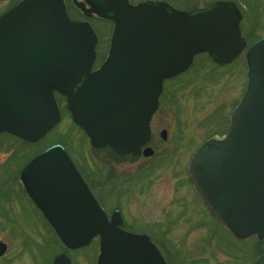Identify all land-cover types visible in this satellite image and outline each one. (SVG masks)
<instances>
[{
    "label": "water",
    "instance_id": "obj_1",
    "mask_svg": "<svg viewBox=\"0 0 264 264\" xmlns=\"http://www.w3.org/2000/svg\"><path fill=\"white\" fill-rule=\"evenodd\" d=\"M86 17L113 21L106 60L92 70L98 36L88 20L72 19L64 0H19L0 15V133L35 142L60 120L54 92L66 99L74 122L94 148L137 155L151 137L150 121L163 82L186 71L196 54L218 65L246 47L241 11L218 0L192 11L163 0H73ZM246 89L232 111L227 135L206 140L194 153L190 175L213 214L237 237L264 238V38L246 51ZM163 139L167 131L161 132ZM153 149L144 147L151 156ZM31 199L69 248L100 236L99 264L107 257L143 255L165 264L146 235L109 221L60 144L31 159L20 173ZM7 245L0 241V255ZM132 250V251H130ZM64 254L56 264L67 263ZM254 264H264V253Z\"/></svg>",
    "mask_w": 264,
    "mask_h": 264
},
{
    "label": "rangeland",
    "instance_id": "obj_2",
    "mask_svg": "<svg viewBox=\"0 0 264 264\" xmlns=\"http://www.w3.org/2000/svg\"><path fill=\"white\" fill-rule=\"evenodd\" d=\"M14 1L0 0V13ZM69 1L76 8L73 0ZM130 1L135 4L143 0ZM168 1L180 9L193 10L216 0ZM234 1L242 9L241 29L248 41L264 37V0ZM94 14L85 19L91 22L97 34L107 39L110 22ZM246 69L245 51L224 66H216L198 56L185 73L169 81L161 105L151 119L152 137L148 145L154 152L149 157L126 155L120 158L108 148H93L66 109L60 121L35 143L21 145L13 136L0 134V239L7 243L6 253L11 256L8 259L68 252L52 229L32 224L34 216L26 213L29 205L14 186L16 171H13L35 154L62 144L80 164L85 161L91 165L90 173L95 181L102 180L103 164H124L123 175L126 176L137 174L133 169L144 173L139 174L140 177L121 195H106L101 184L96 188L97 193L101 201L106 200L105 205L110 210L119 205L127 223L134 219L143 224L138 227H145L154 222V237L173 264H181L178 260L183 257L190 259L192 264H216L218 261L236 264L231 253V243H234L231 235L207 220L200 209L185 208L188 192L191 194L185 182V167L203 141L223 136L228 116L244 90ZM163 129L168 131L166 139L161 135ZM252 243L257 251L264 245V239L254 236Z\"/></svg>",
    "mask_w": 264,
    "mask_h": 264
},
{
    "label": "flooded vegetation",
    "instance_id": "obj_3",
    "mask_svg": "<svg viewBox=\"0 0 264 264\" xmlns=\"http://www.w3.org/2000/svg\"><path fill=\"white\" fill-rule=\"evenodd\" d=\"M97 58H98V60L101 59L103 61L105 59V56L102 55V56H100V59H99V55L97 54ZM237 58H239V56ZM102 61L97 62L96 64L100 65V63ZM242 94H243V91H242ZM242 94H241V96H242ZM239 99H238V101H239ZM236 104H235V106H236ZM160 105H161V103H160ZM160 105H159V107H160ZM230 114H231V112H230ZM230 114L228 116V123H229ZM228 123H227L225 132L227 131ZM17 142H18V140H17ZM18 143L23 145L20 141ZM126 155L137 157V158H139L140 156H143L142 154H140V155L126 154ZM126 155H118V156L120 158H123V157H126ZM72 160H73L76 168L78 169V171L81 173L83 179L88 184L91 191L98 198L100 204L104 207L106 214H107V217L110 219L112 217L113 212L115 210H119L121 217H122L121 228L123 230L129 231L132 233H136V234H146L149 237L150 242L153 243L156 246V248H158L160 250V252L164 258L165 264H173L166 257V255L162 253V250L158 244V240L154 237L155 235L153 233L156 230L155 229L156 226H155L154 222L151 224H146L145 227H138L139 225H143V224L137 220H136L137 221L136 222L134 219L132 220V222L127 223L123 214H122L120 206L117 205L110 210V208H108L105 205L106 200L104 201V199H103V201H101L100 197L97 193L98 189H96V188H98V186L101 184V187H102V189L106 195H110L112 193L121 195V194L126 192L127 186H129L132 182H134V180L138 176L140 177V175H142L143 172L138 173L141 171L140 169H133V173H136L138 171L137 174H132V175L128 174V176H126V175H123V172H125L124 171L125 170L124 164H121V163H116L117 165L114 163H113V165H110V164L104 165L103 164L102 180H96L95 181L92 178V173H90L91 169H92L90 164L86 163L83 160H82L83 161L82 164H80V162H78L74 158H72ZM28 161H29V158L21 166L13 168V171H16V174L14 177V181H15L14 186H15L16 190L19 191V193L23 196L26 203L29 205V211L26 213H31L34 216L32 224H41V228H46V226H47L48 228L53 229L51 224L47 220V218L44 216L43 212L31 200L30 196L28 195V193L24 187L23 181L21 180L20 173ZM188 164H189V162H188ZM188 164L185 167V170H186L185 182L188 184L190 191H191V194L188 192L189 196L187 197V201L185 202V204H186L185 208L192 209L195 211H199L196 209H200L199 212H201L207 220H211V221L215 222V224L218 225L221 229H223L227 233V235L228 234L231 235L232 240H234V243H235L234 244V243L230 242L232 245L231 253L236 258L235 259L236 264H254L255 259L259 255L264 253V245L261 248H259L257 251H255L253 248V243H252V238L254 237L253 235L247 236L245 238H238L234 234H231L229 231H227V229L224 227V225L207 208V206L205 205V203L203 202V200L199 196L198 192L196 191L195 186H194L192 179L190 177V174H189ZM10 165H13V164H10ZM3 166H2V168H3ZM13 197L15 198L14 195H13ZM19 207H20V205H19ZM20 210H22V209L20 208ZM28 223H31V222H28ZM147 227H148V229H146ZM0 240H2V239H0ZM63 248L68 252L61 251L57 254H52L51 256L39 254V255H33L30 258H26V259H8L11 256H9L7 253H5V254L0 255V264H56L55 260L61 253H64L65 257L67 258V261H66L67 263H64V264H98V257H99V253H100V238L99 237L94 238L91 241V243L88 244L87 246L79 247L76 249H68L64 246H63ZM130 251H132V250H130ZM122 258H123V262L119 263V262H113L110 260L109 257H107L105 260V264H153V262L147 261L149 259V257H145V256L140 255V254L139 255H122ZM178 261H180L179 263H181V264H192L190 262V259H188L186 257H183L181 260H178ZM184 261H187V263H185ZM215 263L216 264H222V261H218ZM232 263H233V261H232Z\"/></svg>",
    "mask_w": 264,
    "mask_h": 264
},
{
    "label": "trees",
    "instance_id": "obj_4",
    "mask_svg": "<svg viewBox=\"0 0 264 264\" xmlns=\"http://www.w3.org/2000/svg\"><path fill=\"white\" fill-rule=\"evenodd\" d=\"M18 0H15L12 4H14L15 2H17ZM11 4V5H12ZM10 5V6H11ZM66 5H67V10H68V13H69V15L71 16V17H73V18H78V19H81V18H84V16L82 15V13L77 9V8H75L73 5H72V3H71V1H69V0H66ZM9 6V7H10ZM104 22H109V21H105L104 20ZM110 29H109V31H111V23H110ZM99 37H100V39H99V44H98V55H99V59H100V56H102V55H104L105 54V52H106V50H107V47H108V44H109V38H107V39H103L102 38V36L101 35H99ZM253 41V40H252ZM206 56V58H209L207 55H205ZM180 76H178V77H175V78H172V79H170V80H167V81H174V80H176V79H178ZM167 88V87H166ZM165 95V94H164ZM163 96V95H162ZM61 100H63V98L62 97H59L58 98V102H59V104H61ZM62 109L64 110L65 109V106L63 105L62 106ZM15 140L17 141L18 140V142L20 141V142H22L21 140H19L18 138H15ZM23 143V142H22Z\"/></svg>",
    "mask_w": 264,
    "mask_h": 264
}]
</instances>
